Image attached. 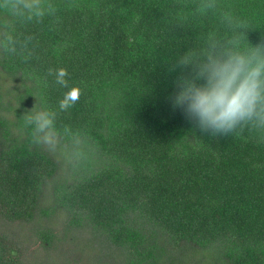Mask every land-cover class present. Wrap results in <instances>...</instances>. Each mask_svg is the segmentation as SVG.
Returning <instances> with one entry per match:
<instances>
[{
  "label": "trees",
  "instance_id": "1",
  "mask_svg": "<svg viewBox=\"0 0 264 264\" xmlns=\"http://www.w3.org/2000/svg\"><path fill=\"white\" fill-rule=\"evenodd\" d=\"M13 2L0 0V264H264V74L229 135L172 105L182 75L264 62V0H43L57 10L39 22ZM49 68L81 88L67 111ZM42 103L52 148L22 120Z\"/></svg>",
  "mask_w": 264,
  "mask_h": 264
},
{
  "label": "clouds",
  "instance_id": "2",
  "mask_svg": "<svg viewBox=\"0 0 264 264\" xmlns=\"http://www.w3.org/2000/svg\"><path fill=\"white\" fill-rule=\"evenodd\" d=\"M213 5H203L198 11L204 14ZM51 3L44 5L43 0H14L11 11L14 14H27L29 20L35 17L42 21L46 15L56 12ZM11 41V36L8 37ZM6 53H16L15 47H5ZM186 64V58L179 61ZM48 74L55 82L67 88L58 101L59 111H67L79 100L81 88L72 86L66 77V68H49ZM264 74V62L251 66L243 55H235L224 62L213 65L210 75L202 84L188 80L183 75L177 80L178 91L172 97L174 108L183 110L186 117L195 121L202 133L211 136H226L234 132L238 123L253 115L255 105L261 95L260 77ZM57 111L41 104V107L24 112L22 120L25 128L31 129L32 141L50 148L55 146L57 132L54 121Z\"/></svg>",
  "mask_w": 264,
  "mask_h": 264
}]
</instances>
